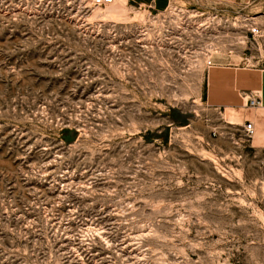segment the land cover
<instances>
[{
  "label": "rangeland",
  "instance_id": "1",
  "mask_svg": "<svg viewBox=\"0 0 264 264\" xmlns=\"http://www.w3.org/2000/svg\"><path fill=\"white\" fill-rule=\"evenodd\" d=\"M167 1L0 0V264H264V148L204 60L108 62L107 21ZM175 1L248 2L228 55L264 64V0Z\"/></svg>",
  "mask_w": 264,
  "mask_h": 264
},
{
  "label": "built area",
  "instance_id": "2",
  "mask_svg": "<svg viewBox=\"0 0 264 264\" xmlns=\"http://www.w3.org/2000/svg\"><path fill=\"white\" fill-rule=\"evenodd\" d=\"M75 1H78L76 7L83 11L90 6L108 5L114 0ZM241 4L219 1L205 9L168 0L164 7L157 8L151 2L143 6L144 13L139 19L107 21L110 23L107 24L105 35L108 37L105 39L108 41L107 47H110L107 51L111 54L108 58V53L106 58L111 62L112 53L115 52L123 76L130 73L136 61L152 60L157 53L164 59L183 62L203 59L206 67L214 65L213 57L216 54L226 51L224 53L228 55L241 43L236 38L238 31L251 36L263 34L260 25L244 10L248 2ZM259 104V93H248L246 105ZM242 129L247 137H252L256 132L255 124L250 119L245 120Z\"/></svg>",
  "mask_w": 264,
  "mask_h": 264
},
{
  "label": "crops",
  "instance_id": "3",
  "mask_svg": "<svg viewBox=\"0 0 264 264\" xmlns=\"http://www.w3.org/2000/svg\"><path fill=\"white\" fill-rule=\"evenodd\" d=\"M151 1L155 4L166 2ZM213 60L214 65L205 67L204 72L205 104L218 109L229 108L237 111L243 120H252L256 127L254 146L264 148V64L238 61L227 54H216ZM252 92L259 93L257 106L246 105L247 95Z\"/></svg>",
  "mask_w": 264,
  "mask_h": 264
},
{
  "label": "bare ground",
  "instance_id": "4",
  "mask_svg": "<svg viewBox=\"0 0 264 264\" xmlns=\"http://www.w3.org/2000/svg\"><path fill=\"white\" fill-rule=\"evenodd\" d=\"M236 112H237V111H236ZM235 116H236V114H235ZM230 118H231V117H230ZM236 118H237V117H236ZM262 133H264V132H262ZM262 133H261V134H262ZM259 134H260V133H259ZM262 137H263V135H262ZM259 139H260V138H259Z\"/></svg>",
  "mask_w": 264,
  "mask_h": 264
}]
</instances>
